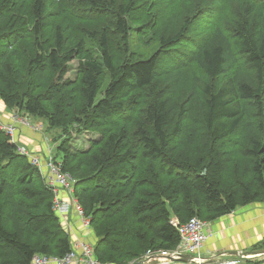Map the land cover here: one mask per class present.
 I'll list each match as a JSON object with an SVG mask.
<instances>
[{
	"label": "trees",
	"instance_id": "16d2710c",
	"mask_svg": "<svg viewBox=\"0 0 264 264\" xmlns=\"http://www.w3.org/2000/svg\"><path fill=\"white\" fill-rule=\"evenodd\" d=\"M158 1L0 0V113L61 130L54 160L76 180L105 264L173 250L177 225L264 202V0H183L173 33L156 16ZM106 14L113 22L99 26ZM132 14L147 15L140 27L156 45L123 58L111 38L129 47ZM187 41L188 51L177 48ZM76 59L78 85L35 94L48 79L62 82ZM123 112L133 114L104 127ZM100 127L103 142L73 151V134ZM24 143L0 130V264L72 251Z\"/></svg>",
	"mask_w": 264,
	"mask_h": 264
},
{
	"label": "built area",
	"instance_id": "2783aa9c",
	"mask_svg": "<svg viewBox=\"0 0 264 264\" xmlns=\"http://www.w3.org/2000/svg\"><path fill=\"white\" fill-rule=\"evenodd\" d=\"M18 115L13 117L14 123L6 124L0 121V130L8 134L13 143L16 142V123H24L34 131L42 130V127H37L28 120H20ZM48 162L46 164L48 174L45 176L48 186L54 193V211L58 216L60 223L67 232H71V223L69 216L74 214L77 218V223L92 235L91 219L86 216L83 206L78 199L74 196V189L76 180L69 174L65 173L62 169L61 163L54 160V156L50 145H48ZM19 151L21 154L26 155L33 164L38 166L43 174V165L41 159L33 156L25 147L20 146ZM68 196H63L62 194ZM178 230L180 232L181 241L179 245L169 251H149L145 257L140 260H150V264H248L249 258L247 254L238 256H222L214 262H210L203 254L202 249L209 237L208 223L198 217L192 218L186 224H179ZM68 233V234H69ZM71 234V233H70ZM179 260L174 263L168 257ZM190 257L192 263H182L180 260L184 257ZM138 261L132 263L137 264ZM105 264L98 260L95 253V243L87 239L83 240L78 238L72 241V251L64 257H48L45 255H35L31 264ZM110 264V263H108Z\"/></svg>",
	"mask_w": 264,
	"mask_h": 264
},
{
	"label": "rangeland",
	"instance_id": "374dc122",
	"mask_svg": "<svg viewBox=\"0 0 264 264\" xmlns=\"http://www.w3.org/2000/svg\"><path fill=\"white\" fill-rule=\"evenodd\" d=\"M181 3H183V0H162V1L159 0L158 1V5L156 7L155 12H156L157 18L163 17V18H160V23H161V21L163 23H165L166 20H168V24L164 30V31H166V33L175 32L176 26H179V23L172 22L171 20L172 19L174 20V18L183 17V16H181L183 14L182 12H184V10L186 11L187 7L186 6L184 7V5H182ZM148 8L154 12L155 6L150 4L148 6ZM48 13H50V11H48ZM178 14H179V16H177ZM107 15L108 14H106L100 18V24L101 25H99V26H104V25H107V24H110L113 22V16L112 15L107 16ZM140 20H143V22H147V15L144 14L141 16H134V14H132L130 17V25L134 29L132 30V34L130 36L129 47L124 42V40H119L116 37L118 40V41H116L115 39L111 38V40H112L111 43H113V45L115 46L116 52L118 53V55L122 56L123 58L129 57V56L137 57L136 55L143 56L146 53L148 55L150 53H153L152 51H153V48L155 47L156 44L153 43L151 41V39L149 41V38L151 36V33H153V34H155V33H154V31H150L151 33L147 34L145 31H143L144 26L140 27V24H142V21H140ZM156 23H157L155 25L156 32L158 30V34H159V31L161 32V30H162V29H160V28H162V26L161 27L159 26V21H157ZM194 28H195V30L198 29L197 27H194ZM150 30H152V29H150ZM203 31L204 30L201 29L199 31V33H200L199 35L204 34ZM161 34H163V33H161ZM188 42L189 41L180 44L179 46H177V48L179 47L181 50L188 51V49L186 48L187 47L186 45ZM116 46H118V47H116ZM125 46L128 48H126ZM25 48L27 49V47H25ZM186 58L188 59L187 56H186ZM78 67H79L78 59L72 61L69 65V72L66 74V76L63 77L62 82H60L59 76H58V79H56L53 83L51 82V79H48L46 83H42V86L37 87L35 94H39V93L44 92V91H48V93H52V91H54L56 88H58L62 83H67L69 81L78 85L80 78H81ZM107 83H108V81H107ZM36 86H38L37 83H36ZM0 104L3 105L1 103V101H0ZM13 114H15V113L13 112ZM131 114H133V112L130 114H126L125 112L120 113L119 115L114 116L112 119L106 120L104 123V127H105V125H108V126L110 125L113 129H115L116 125H118L120 123H122V124L125 123L128 120V118H130ZM15 115H17V114H15ZM19 117L21 119L20 118H17V119L28 120L29 122H31L35 126L42 127V132H41V129L38 131H34L33 129H30V130L35 134H38L36 132H41L40 139H42L43 143L46 142L45 147H47V151H49L48 145H50L53 156L57 155L56 145L52 142L51 139L53 138V135L55 132H56V135L61 134V130L46 134L45 133V125L42 121H39V120L33 119V118H29V117H26V118L22 117V116H19ZM43 125H44V128H43ZM104 127L99 128L101 130V132L93 130V131H86L85 133H82L80 135L79 134H73V138H74L73 142H72L73 151H75V152H76V150L77 151L78 150L89 151L90 148L93 147V145H92L93 143L98 144L99 142H103L104 133H103L102 129ZM32 150L34 151L35 149H32ZM60 159L61 158L59 157V160ZM251 205L257 206L258 209H264V202L253 203V204H250L249 207ZM258 212L260 213V212H262V210H258ZM215 221L209 222V224L212 225V224H214ZM263 242H264V238L262 240H260L259 242H256L254 244V246L249 248L250 252L262 249V245L264 244ZM156 245H158V243H156ZM148 249L149 248H146V249L144 248L145 251ZM147 253L144 252L142 254L141 258H139V259H142L143 257H145L147 255ZM248 254H249V256H253V258L248 260V264H264V256H255V255H251L250 253H247V255ZM139 259L134 258V259L128 260L129 262H127L126 264H132L136 261H139Z\"/></svg>",
	"mask_w": 264,
	"mask_h": 264
},
{
	"label": "crops",
	"instance_id": "0c3cea01",
	"mask_svg": "<svg viewBox=\"0 0 264 264\" xmlns=\"http://www.w3.org/2000/svg\"><path fill=\"white\" fill-rule=\"evenodd\" d=\"M13 113H0V121L6 124L14 123ZM9 117V118H7ZM37 124V123H36ZM16 142L25 141V148L34 156L41 159L43 165V176L48 174L47 162H48V151L45 147L46 142L43 143L40 139L41 132L33 133L24 123H16ZM33 135H32V134ZM23 134H30L32 138L24 139ZM38 136V137H37ZM22 146V147H24ZM32 149H35L34 151ZM64 197L67 194H62ZM262 210V212H258ZM71 223V236L72 241L81 238L83 240H90L95 243L92 235H89L79 223L74 214L69 216ZM208 239L205 242L202 254L205 257H219L226 252H240V253H251L249 248L254 246L256 242H259L264 238V209H258L257 206L251 205L249 207L239 208L232 214L217 219L214 224L208 223ZM52 264V263H51Z\"/></svg>",
	"mask_w": 264,
	"mask_h": 264
},
{
	"label": "water",
	"instance_id": "95a60500",
	"mask_svg": "<svg viewBox=\"0 0 264 264\" xmlns=\"http://www.w3.org/2000/svg\"><path fill=\"white\" fill-rule=\"evenodd\" d=\"M242 254H245V253H240V252H226V253H223L220 255V257L222 256H228V255H232V256H238V255H242ZM247 254V253H246ZM251 255H255V256H264V248L263 249H259V250H256V251H253L250 253ZM170 260H172L174 263H178L179 260H176L172 257H168ZM210 262H214L216 261L219 257H213V259H211V257H206ZM182 263H192V260L190 257H186L184 256L181 260H180ZM137 264H150V260H139L137 262Z\"/></svg>",
	"mask_w": 264,
	"mask_h": 264
},
{
	"label": "bare ground",
	"instance_id": "6f19581e",
	"mask_svg": "<svg viewBox=\"0 0 264 264\" xmlns=\"http://www.w3.org/2000/svg\"><path fill=\"white\" fill-rule=\"evenodd\" d=\"M248 256H249V254H248ZM249 258H253V256H250Z\"/></svg>",
	"mask_w": 264,
	"mask_h": 264
}]
</instances>
